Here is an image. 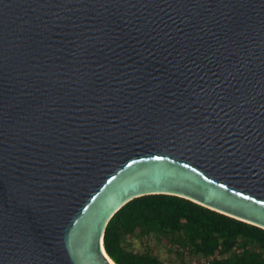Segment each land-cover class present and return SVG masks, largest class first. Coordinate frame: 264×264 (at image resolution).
Returning a JSON list of instances; mask_svg holds the SVG:
<instances>
[{"label":"water","instance_id":"95a60500","mask_svg":"<svg viewBox=\"0 0 264 264\" xmlns=\"http://www.w3.org/2000/svg\"><path fill=\"white\" fill-rule=\"evenodd\" d=\"M148 194L264 229V0H0V264H115Z\"/></svg>","mask_w":264,"mask_h":264},{"label":"trees","instance_id":"16d2710c","mask_svg":"<svg viewBox=\"0 0 264 264\" xmlns=\"http://www.w3.org/2000/svg\"><path fill=\"white\" fill-rule=\"evenodd\" d=\"M103 246L115 264H264L263 228L169 194L126 202Z\"/></svg>","mask_w":264,"mask_h":264},{"label":"rangeland","instance_id":"374dc122","mask_svg":"<svg viewBox=\"0 0 264 264\" xmlns=\"http://www.w3.org/2000/svg\"><path fill=\"white\" fill-rule=\"evenodd\" d=\"M135 243H136V245H137V246H139V244H138V242H137V241H135Z\"/></svg>","mask_w":264,"mask_h":264},{"label":"built area","instance_id":"2783aa9c","mask_svg":"<svg viewBox=\"0 0 264 264\" xmlns=\"http://www.w3.org/2000/svg\"><path fill=\"white\" fill-rule=\"evenodd\" d=\"M203 264H209V263H207V262H204Z\"/></svg>","mask_w":264,"mask_h":264}]
</instances>
